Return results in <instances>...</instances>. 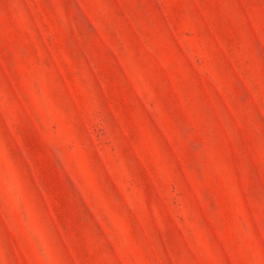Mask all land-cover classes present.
Returning a JSON list of instances; mask_svg holds the SVG:
<instances>
[{
    "label": "rangeland",
    "instance_id": "rangeland-1",
    "mask_svg": "<svg viewBox=\"0 0 264 264\" xmlns=\"http://www.w3.org/2000/svg\"><path fill=\"white\" fill-rule=\"evenodd\" d=\"M0 264H264V0H0Z\"/></svg>",
    "mask_w": 264,
    "mask_h": 264
}]
</instances>
